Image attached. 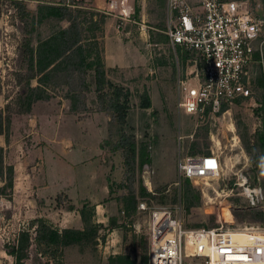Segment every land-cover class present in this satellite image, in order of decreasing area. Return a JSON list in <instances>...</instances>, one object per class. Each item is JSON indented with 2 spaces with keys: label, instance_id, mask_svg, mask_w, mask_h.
Listing matches in <instances>:
<instances>
[{
  "label": "rangeland",
  "instance_id": "rangeland-1",
  "mask_svg": "<svg viewBox=\"0 0 264 264\" xmlns=\"http://www.w3.org/2000/svg\"><path fill=\"white\" fill-rule=\"evenodd\" d=\"M101 1L104 8L93 7V0H68L74 5L68 6L72 15L81 22L83 53H74L67 68L50 70L49 77L40 76L38 82L30 78L33 70L24 45L35 46L68 25L56 16H43V6L62 7L67 0H0V109L5 136L0 164L4 171L0 175L4 198L0 264H14L7 250L22 232L30 235L26 264H110L109 257L116 254L149 264L154 212L170 211L187 229L221 223L264 227V147L259 139L264 131V85L259 84L260 79L264 81V48L263 61L256 58L249 82L244 80L250 88L248 96L223 102L219 110L209 107L204 113L186 114L178 107V80L195 81L194 73L188 74L194 62L190 53L174 49L161 31L167 24L166 0H117L118 7L127 6L135 20L153 28L146 32L107 14L110 0ZM237 1L264 15V0ZM107 17L124 45L125 63L119 66H107L105 61ZM109 48L115 47L109 44ZM99 59L103 79L130 91L123 126L109 107L111 89L103 84L106 96L99 99L94 69L84 65ZM38 84L32 95L40 94V98L27 104L30 87ZM144 93L150 97L148 108L140 106ZM122 133L132 135L135 142L130 167L120 146ZM67 145L68 168L56 170L55 175L46 159L55 158L61 152L58 148ZM211 149L225 157L219 176L179 177L180 158ZM16 163L20 174L34 180L19 188L26 200L21 205L14 195ZM10 175L12 186L6 184ZM51 177L64 180L63 185L60 180L50 184ZM54 185L64 190L48 198L39 193ZM247 189L259 197L258 202L249 201ZM139 202H145L146 208H139ZM39 220L59 231L68 228L84 233L70 245H49L41 239ZM190 247L186 246L184 254Z\"/></svg>",
  "mask_w": 264,
  "mask_h": 264
},
{
  "label": "built area",
  "instance_id": "built-area-1",
  "mask_svg": "<svg viewBox=\"0 0 264 264\" xmlns=\"http://www.w3.org/2000/svg\"><path fill=\"white\" fill-rule=\"evenodd\" d=\"M65 5L74 6L68 0ZM105 12L137 24L140 31L153 29L135 20L126 6L118 7L117 0H110ZM166 15L161 31L174 49L190 53L194 62L188 74L194 73L195 81L178 80L180 109L186 114L204 113L209 107L219 110L223 102L250 94L244 80L249 82L251 63L256 58L263 61L264 15L237 0H166ZM225 165V157L214 149L187 155L178 161L179 177L219 176ZM252 192L247 189L246 194L254 204L259 197ZM3 206L0 195V217ZM138 206L145 209L146 203ZM152 221L149 264H264V227L221 223L187 229L170 211L154 212ZM187 245L191 247L184 254Z\"/></svg>",
  "mask_w": 264,
  "mask_h": 264
},
{
  "label": "trees",
  "instance_id": "trees-1",
  "mask_svg": "<svg viewBox=\"0 0 264 264\" xmlns=\"http://www.w3.org/2000/svg\"><path fill=\"white\" fill-rule=\"evenodd\" d=\"M43 16H56L59 21L67 20L68 25L66 27L60 26L58 29L46 37L40 40L37 45H33L30 42L25 43L23 53L26 55L29 67L33 70L30 78H37L39 82V77L44 78L49 77L50 70H56L57 68L63 67L67 68V61L70 60L77 53L82 55L83 50L81 45H79L81 40V27L80 21H76L77 17L72 15V9L70 7L62 5V7H56L55 5H45L43 6ZM85 56H82L81 61L84 62ZM87 68L94 69L96 90L98 92V98L104 100L106 93H102L103 84H106L110 89V99L109 107L115 113V117L119 125L123 126L126 122L127 111L129 108V97L130 91L120 85H116L111 81H105L104 76V66L100 59L98 61L90 60L84 64ZM261 86L264 85L263 79L259 80ZM40 85L30 87V93L27 94V104L32 102L34 99L40 98V94L33 97L32 92L40 88ZM140 106L143 108H148L151 106L150 97L148 94L144 93L141 96ZM264 110V105H263ZM2 114L3 111L0 109V134L3 132L2 124ZM259 139L261 146L264 147V131L260 133ZM120 146L123 148V152L127 155L125 163L128 167L132 166L135 160V142L131 135H126L122 133L120 138ZM2 151L0 147V164L2 161ZM140 156L142 158L146 157L144 151H140ZM147 158V157H146ZM146 161L145 159H142ZM148 160V158H147ZM3 167L0 165V175H3ZM189 180V179H187ZM8 186H12L11 175L9 180L6 182ZM46 223L39 220V232L42 233V240L49 245H70L79 241L82 238L83 231L78 229H64L62 231L47 227ZM30 242V235L28 232L20 233L17 242L8 246L7 253L13 256L14 264H26L24 258L26 257V250ZM110 264H137L136 260L131 258L129 255L116 254L109 257ZM141 264H147L146 261Z\"/></svg>",
  "mask_w": 264,
  "mask_h": 264
},
{
  "label": "crops",
  "instance_id": "crops-1",
  "mask_svg": "<svg viewBox=\"0 0 264 264\" xmlns=\"http://www.w3.org/2000/svg\"><path fill=\"white\" fill-rule=\"evenodd\" d=\"M93 1H94V2H92L93 7L95 6V7L99 8V7L103 6L104 2H102L101 0H93ZM143 6H144V4H142V1H141V8L142 9H143ZM103 8H104V6H103ZM127 9H128V7H127ZM109 19L111 20V18L107 17V21L105 22V36H104L105 61H106V65L107 66H111V65L119 66V64H121L122 62L125 63V59L123 57V55H125V54L123 52L121 54V50L124 48V45L119 43V41H118L119 38L116 35V31L112 30V27L110 25V20ZM109 44L114 45L115 48H113V49L109 48ZM62 141L65 142L66 144H68V141H66V139L65 140L62 139ZM56 142H58V140ZM3 146H5V136L1 133L0 134V147H3ZM67 148H68V145L65 148L63 146H60V148H58L61 151L59 153V155H56L55 158L50 157V158L46 159V163L45 164L47 165L49 170L54 171L53 174H55V175H56V173H55L56 170H58V172H61V169H62V172H64L63 169L68 168V164H69L68 160H69L70 157H69V151H68ZM63 149H65V150H63ZM14 169H15V182H14L15 201L17 203H19L18 205H21L26 200L21 198V195H20L21 193H19V188L22 189L21 188L22 184L32 183L34 180L31 177V175H27L25 177L22 174H20L19 171H18V164L17 163L15 164V168ZM61 176H63V175L61 174ZM23 177L26 178V179H24ZM62 179H64V178H62ZM58 180H60L61 184L63 185L64 180L54 179L52 177L49 179V182H50V184H52L53 182L58 181ZM45 185H46V182H45ZM29 188H30V191L33 190L32 187H29ZM62 190H64V188L58 187V185H54L53 188L45 186V187L41 188L39 193L43 197L48 198L49 195H53V193L60 192ZM27 200L29 202L33 201L32 199H29L28 197H27Z\"/></svg>",
  "mask_w": 264,
  "mask_h": 264
},
{
  "label": "bare ground",
  "instance_id": "bare-ground-1",
  "mask_svg": "<svg viewBox=\"0 0 264 264\" xmlns=\"http://www.w3.org/2000/svg\"><path fill=\"white\" fill-rule=\"evenodd\" d=\"M264 236V235H263Z\"/></svg>",
  "mask_w": 264,
  "mask_h": 264
}]
</instances>
